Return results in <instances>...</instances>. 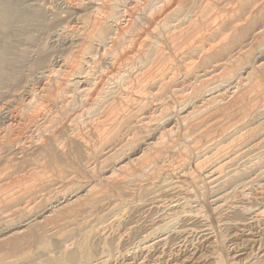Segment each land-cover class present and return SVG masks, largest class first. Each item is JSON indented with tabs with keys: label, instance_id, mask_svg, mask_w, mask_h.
<instances>
[{
	"label": "bare ground",
	"instance_id": "1",
	"mask_svg": "<svg viewBox=\"0 0 264 264\" xmlns=\"http://www.w3.org/2000/svg\"><path fill=\"white\" fill-rule=\"evenodd\" d=\"M0 115V264H264L203 210L263 177L264 0H0Z\"/></svg>",
	"mask_w": 264,
	"mask_h": 264
},
{
	"label": "rangeland",
	"instance_id": "2",
	"mask_svg": "<svg viewBox=\"0 0 264 264\" xmlns=\"http://www.w3.org/2000/svg\"><path fill=\"white\" fill-rule=\"evenodd\" d=\"M141 3H142V2H141ZM143 3H144V2H143ZM143 3H142L141 6H143ZM141 6H140V7H141ZM138 8H139V7H138ZM72 23H73V22H71L70 24H67L68 27H70V26L72 27V25L74 26V23H73V24H72ZM69 25H70V26H69ZM75 25H76V24H75ZM54 55H56V54H54ZM104 69H105V68H104ZM37 86H38V85H37ZM16 107H17V106L15 105V106L12 108L13 111L15 110L14 108H16ZM6 112H10V110H6ZM10 113H11V112H10ZM0 116H1V115H0ZM1 120H2V119H0V123H2ZM1 125H2V126H1ZM1 125H0V130H1V131H5V132H7L6 134H9V132L11 131V130L8 131V129H9V128H8V127H9V123L7 124V123H4V122H3V124H1ZM5 125H7V126H5ZM4 127H5V128H4ZM10 127H11V126H10ZM2 128H3V129H2ZM4 129H5V130H4ZM6 129H7V131H6ZM4 163H5V162H4ZM4 165H5V167H8V165H7L6 163H5V164L0 163V171H4V170H5ZM2 169H3V170H2ZM49 171H50V170H49ZM39 173H40V172H39ZM53 173H54V171H53ZM53 173H50V172H49L48 174H49V175L51 174V176H48V178H49V177H50V178L53 177ZM55 173H56V172H55ZM55 173H54V175L58 176V174H57V173L55 174ZM258 175H259V174H258ZM33 177H34V178H33ZM35 178H36V176H32V179H31V181H33V183L35 182L34 185H35V184L41 185L43 182L46 181V179L48 180L47 176H44V178H45L44 180L41 179V178H43V177H41V178L39 177V178L41 179V180H39L38 175H37V178H38V179H35ZM55 178H56V177L54 176L53 179H55ZM57 178H58V177H57ZM261 178H263V179L261 180ZM33 179H34L35 181H34ZM37 180H38V181H37ZM42 180H43V181H42ZM49 180H52V179H49ZM31 181H30L29 184H32V185H33V183H32ZM36 181H37V183H36ZM41 181H42V183H41ZM247 181H248V183L250 182V180H247ZM262 181L264 182V173H263V177H262V173H261L260 180H259V181H256V182H253L254 184H253V183H251V184H248V183H247L248 186H249V188H250V190H249V188H248L247 185L244 186V184H245L246 182H245V183H241V184H239V185L241 186V188L239 189L240 186L238 185V186H237L238 189H236V190H237V191L240 190V191H244V192H246V193L244 194L245 196H243V198H242V197H240L239 193H237V192H236V193H237L238 195H237L236 193H235L236 195L233 194L234 192L231 193V195L229 196V200L232 199V198H235L236 200L232 199L231 201H229V200L227 199V200H228L227 203H228L229 205L227 204L228 207H226V208L228 209V208L231 206L228 210H227L226 208H225V209L223 208V209H221V210H220V209H218V210L212 209V208L215 207L214 203L212 204V202H214V201H213V200H214L213 198H212L213 200H212L211 203H210V201H211L210 199H211V198H208V199H207V202H208V203L206 202V204L203 205V206H207V204H208L207 208H206V207H203V210L205 211V210L207 209L206 212H207L208 214H209L210 211H211V213L209 214V218L211 217L210 215L214 214V215H212V218H210V221H211V223H213L212 220L215 221V222H214L215 225H214V224H211V227L213 228V230L216 229L215 232L218 234V236H220V237H219V238H220V240H219V244L221 245V247H219V248H221L220 250L225 254V255H224L225 257H227L229 260L231 259V260H230L231 262L236 261V259L238 260L237 262H239V261H240V262H245V260H249V257H250L249 254H250V252H251V258H253V257L255 256V255H254V252H255V254H256V253L258 254V252H259L258 249H260V247H262V244H264V236H263V233H264V226H263V225H264V224H261V225H260V223H258L259 225H257V224L254 225V224H253L254 226L251 225V226H248L247 228H242V229L240 228V232H239V230H236V231H235V230H233L232 228H230V226H228V224H229V223H228L229 220H230V224H229V225H231V226L234 225L233 220H232L233 218L236 219V220L234 219V220H235L234 222H235V224H238V225H239L240 223H242V222L246 219L242 214L239 215L240 213H237L238 209H237V211H235V210L233 209V207H235V206H238L239 209H242V208L246 209V208L249 207V210H250V207H251L252 210L254 211V210L256 209V207H255V206L252 207V206H253V205H256V203L259 202V201L261 200V201L259 202V203H261V204H259V206L261 207V209H262L261 211L263 212V215H264V210H263V208H264V204H262V203H264V202H262V201H264V200H263V199H264V198H263V197H264V196H263V195H264V191H263V190H264V188H263V186H264L263 184H264V183H263ZM38 182L41 183V184H39ZM257 182H258V184H260V182H262V183L260 184V185H262V187H260V185H256ZM255 183H256V184H255ZM253 185H254V186L256 185V187L253 188ZM243 186H244V188H242ZM250 186H251V187H250ZM259 187H260V188H259ZM247 188H248V189H247ZM252 188H253L255 191L252 190ZM256 188H257L258 190H257ZM246 190H247V191H246ZM251 190H252V191H251ZM260 190H262V191H260ZM259 191H260V192H263V195H262ZM247 192H249V193H247ZM252 192H253V193H252ZM258 192H259V193H258ZM255 193L260 194V195H258L259 197H257V196H256L257 194H255ZM246 194H247V195L249 194V195L247 196ZM253 194H254V195H253ZM261 195H262V196H261ZM233 196H234V197H233ZM236 196H237V197H236ZM238 196H239V197H238ZM250 196H252V197H250ZM254 196H255V198L257 199V201H256V199L254 198ZM245 197L248 198V199H246ZM258 198H259V200H258ZM262 198H263V199H262ZM238 199H239V200H238ZM240 199H241V200H245V203H244L243 201H241ZM250 199H252V200L255 199V200L252 201V200H250ZM233 200H234V201H233ZM246 200H247L248 202H246ZM249 200H250V201H249ZM236 201H238V202L240 201V202H239V203H238V202H237V203H234V202H236ZM251 201L254 203L253 205H251V204H252ZM255 201H256V202H255ZM164 202H166V200H165ZM249 202H250V203H249ZM240 203H241L242 205H241ZM243 203H244V205H243ZM211 204H212V205H211ZM245 204H247L248 207L245 206ZM257 205H258V204H257ZM239 206H240V207H239ZM259 206H258V207H259ZM262 206H263V207H262ZM209 207H211L212 210H211ZM241 207H242V208H241ZM254 208H255V209H254ZM230 209H231V210H230ZM153 210H154V209H153ZM225 210L227 211V214H226V211H225ZM246 210L248 211V209H246ZM142 211H143V213H141V211H140V213H141L142 215L139 214V212H138V213L136 212V213L134 214L135 216H133V218H131V219H132L131 221L133 222L134 217H135V220H136V221L134 220V222H137V224H134V223H132V222L129 220V223H130V224L128 223L127 226H126L128 229H127L126 227H124L123 230H122V232H125V233L128 231L127 233H130V236H131V240H128V241L126 242V244H123V243H122L123 245H125L126 249L123 248V247H124L123 245L121 246V244L118 243L119 245H117V243H115V242H118V241L110 242V245L112 244V247H113L112 249H113V253H114L115 256H117L116 254H118V255L122 254V253H121V249H123V250H122L123 252H125V251H130V249L128 250V248L132 246V247H131V249H132V248L134 247V245H136L137 242H135V241L137 240L138 237H139V238H138L139 240H142L143 237H145L147 234H149V232H148V233H146V232H147V231H151V229H150V227H149V228H146V227L149 226L148 224H150V226H151L152 224L155 225V224L158 222V219H159L158 217H159L160 214L162 213V212H158V211L156 210V212H157V215H156V214H155V213H156L155 211H154L155 213H154L153 211H151V210H149V211L146 210L147 213H146L144 210H142ZM220 211H221V212H220ZM222 211H223V212H222ZM234 211H235V212H236L241 218L244 217L245 219H244V218H243L244 220L239 219L240 217H239L237 214H235ZM151 212H152V214H151ZM213 212H214V213H213ZM217 212L219 213L220 216L223 215L222 213H225V214H224L222 217H220L219 215H218V216L215 215V214H217ZM228 212H229V214H228ZM250 212H252V211H250ZM159 213H160V214H159ZM220 213H221V214H220ZM230 213H231V214H230ZM136 214H137V215H136ZM150 214H151L152 216H151ZM233 214H235V215L233 216ZM148 215H149V216H148ZM228 215H229V216H232V217H229ZM139 216H140V217H139ZM215 216H216L217 218H216ZM218 217H219L220 219H218ZM224 217H225V218H224ZM236 217H237V218H236ZM139 218H140V220H139ZM141 218H142V219H141ZM147 218H148L149 220H148ZM150 218H151V219H150ZM155 218H157V219H155ZM229 218H231V219H229ZM137 219H138V220H137ZM145 219H146V220H145ZM211 219H212V220H211ZM216 219H217V220H216ZM225 219H226V220H225ZM227 219H228V220H227ZM151 220L153 221V223H152V222L148 223V222L151 221ZM222 220H223L224 222H226V223H224ZM239 220H242V222L239 221ZM220 221H221L222 223H221ZM246 221H247V220H245L243 224H247V223H249L248 221H247V222H246ZM145 222H146L147 224H146ZM155 222H156V223H155ZM217 222H220V223H217ZM131 223H132V224H131ZM139 223H141V224H139ZM144 223H145L146 225H145ZM227 223H228V224H227ZM231 223H232L233 225H232ZM138 224H139V226H138ZM142 224H143V225H142ZM217 224H218V225H217ZM221 224H222V225H221ZM141 225H142V226H141ZM213 225H214V226H213ZM226 225H227V226H226ZM240 225H242V224H240ZM256 225L258 226V230H257ZM128 226H129V227H128ZM130 226H131V228H130ZM134 226L137 227L135 231H133V230H134ZM143 226H144V227L146 226V227L144 228ZM216 226H219V227H218L219 230H218V228H216ZM222 226H224V227H222ZM225 226H226V227H225ZM252 226H253L252 229L254 230V231H253V232H254V237H253V239L250 237V238L252 239V240H251V239H248L249 236L247 235V233H248V229H249L250 227H252ZM140 227H141V228H140ZM261 227H262V228H261ZM129 228H130V229H129ZM139 228H140V229H139ZM220 228H223V229H226V228H227V229H226L227 232H226V230L224 231L225 233L223 232L224 234H226V235H225L226 238L224 237L225 239H224V238H221V237L224 236V234L222 233L223 229H220ZM255 228H256V229H255ZM260 228H261V229H260ZM145 229H146V231H145ZM149 229H150V230H149ZM193 229H194V230L197 229V226H195V228H193ZM245 229H246V230H245ZM137 230H138V231H137ZM242 230H243V231H242ZM256 230H257V231H256ZM219 231H220L221 233H218ZM234 231H235V232H234ZM237 231H238L239 233H238ZM245 231H246V232H245ZM131 232H132V233H131ZM140 232H141V233H140ZM231 232H233V233H231ZM256 232H257V233H256ZM258 232H259V233H258ZM260 232H261V233H260ZM135 233H136V234H135ZM137 233H138V234H137ZM227 233H228L229 235L231 234V235H230L231 237H230ZM240 233H241V234H240ZM245 233H246V234H245ZM131 234H133V235H131ZM145 234H146V235H145ZM221 234H223V235L221 236ZM233 234H234V235H233ZM236 234H237V235H236ZM261 234H262V235H261ZM137 235H138V237H137ZM142 235H144V236H142ZM193 235H194V234H193ZM193 235H191V236H190L188 239H186V240L181 239V241H182V240L184 241V242H182V244H179V243H180V242H179L180 239L178 240L177 238H175L174 240H171V241H170V242H172V243H169V246L171 245L170 247H172V246L175 245V244H177V245L179 244V246H176V245H175V247L173 246L172 249L174 250V249H178V248H179V249H182L183 247H184V248L188 247L189 249L186 248V249H184V250H187V249H188V250H190V249L193 250V249L195 248V249H197V251L199 252V250H198V249H199V246H200L199 244H201L202 241H201V243H200V242H197V241L202 240V238H201L200 235H199V236L197 235V238H196V234H195L194 236H193ZM227 235H228V236H227ZM235 235H236V236H235ZM239 235H240V236H239ZM242 235H244V236H242ZM257 235H259V236L256 237ZM140 236H141L142 238H141ZM192 236H193V237H192ZM241 236H242L243 238H242ZM247 236H248V238H247ZM260 236H261L262 239L260 238ZM262 236H263V237H262ZM133 237H134V239H135V237H136L135 241H133ZM191 237H192V238H191ZM235 237H236V238H235ZM255 237H256V238H255ZM190 238H191V239H190ZM195 238H196V239H195ZM241 238H242L243 245H241V243H242V242H241ZM244 238H245V240H244ZM257 238H260L261 240H260V239H257ZM192 239H193L197 244H196V243H193L194 241H193ZM228 239H229V240H228ZM233 239H234V240L236 239V240L234 241ZM238 239H239L240 241H239ZM255 239H256V240H255ZM139 240H137V241H139ZM188 240H189V241L191 240V241H190V242H187ZM223 240H224V241L226 240V241L224 242ZM231 240H232V241H231ZM237 240H238L239 242H238ZM254 240H255V242H253ZM257 240H259V241H258L259 243H261V241H262L263 243H262V244H259V243L257 242ZM221 241H222V242H221ZM227 241L229 242V244L227 243ZM248 241H250V242H248ZM129 242H132L133 245H131V243H129ZM176 242H177V243H176ZM186 242H187V244H186ZM223 242H224V243H223ZM230 242H231L232 244H231ZM233 242H234V243H235V242H238V244H239L240 242H241V243L239 244V245H240V246H239L237 243L234 244ZM251 242H253V243H251ZM127 243H128V244H127ZM192 243H193V244H192ZM221 243H222V244H221ZM226 243L229 245V248H228V245H227ZM256 243H258V244H256ZM113 244H115L116 246L113 245ZM184 244H185V245H184ZM223 244H224L225 246H224ZM233 244H234V245H233ZM252 244H253V245H252ZM127 245H129V246L127 247ZM186 245H187V246H186ZM197 245H198V247L196 248L195 246H197ZM226 245H227V246H226ZM235 245H238V247L235 246ZM246 245H247V248H249V249H247V248L245 247ZM249 245H250V246H249ZM117 246H119V247H117ZM181 246H182V248H181ZM189 246H191V247H189ZM222 246H223V248H222ZM230 246H231V247H230ZM233 246H234V248H233ZM242 246H243V247H242ZM251 246H252V248H250ZM255 246H256V247H255ZM116 247H117V248H116ZM193 247H194V248H193ZM224 247H225V248H224ZM236 247H237V248H236ZM239 247H241V248H243V249L239 250V249H240ZM244 247H245V249H244ZM115 248H116V250H115ZM119 248H120V251H118ZM227 248H228L229 250H228ZM254 248H255V250H254ZM195 249H194V250H195ZM224 249H225V250H224ZM232 249H233V250H232ZM235 249H238V250H235ZM182 250H183V249H182ZM223 250H224V251H223ZM247 250H248V251H247ZM257 250H258V252H257ZM207 251H208V250H204L202 253H200V254H201V255L199 254L200 258H204V257H206L205 254H207ZM228 251H229L230 253H228ZM231 251H232V252H231ZM244 251H245V252L247 251L246 254H244V253H245ZM252 251H253V253H252ZM116 252H117V253H116ZM204 252H205V254H204ZM222 252H221V254H223ZM233 252H234L235 254H234ZM237 252H238L239 255L236 254ZM240 252H244V253H240ZM208 253H211V254H208L209 256L207 255V257L205 258V260H207L209 257L212 256V252H208ZM227 253H228V254H227ZM202 254L205 255V256H203ZM232 254H233V255H232ZM240 254H241V255H240ZM252 254H253L254 256H253ZM244 255H245V256H244ZM231 257H232V258H231ZM240 257H241V260H240ZM243 257H244L245 259H244ZM238 258H239V259H238ZM251 258H250V259H251ZM232 259H233V260H232ZM202 260H203V259H202Z\"/></svg>",
	"mask_w": 264,
	"mask_h": 264
}]
</instances>
